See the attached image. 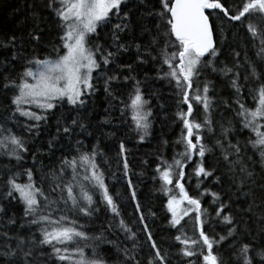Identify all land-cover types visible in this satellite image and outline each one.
<instances>
[{
    "label": "snow or ice",
    "instance_id": "1",
    "mask_svg": "<svg viewBox=\"0 0 264 264\" xmlns=\"http://www.w3.org/2000/svg\"><path fill=\"white\" fill-rule=\"evenodd\" d=\"M23 11V20L31 22L27 34L0 40L9 53L0 58V94L9 99L8 115L0 118V156L16 162L0 179V264H109L104 246H111L118 264H172L173 255L180 264H264V0H25ZM53 30L47 54H38L36 46ZM130 49L134 60L121 63ZM134 65L150 68L137 78ZM149 80L171 87L181 124L175 144L182 151L170 161L161 152L152 177L167 197L175 254L157 243L145 222L124 141H118L113 171L99 141L86 146L75 139L92 135L89 102L102 88L105 112L130 111L144 141L153 117ZM65 104L74 116L60 112ZM50 116L56 135L48 153L62 137L75 142L47 165L34 149L32 166L23 167L27 139L13 128L37 137ZM103 123H112L110 115ZM188 166L197 189L210 180L219 191L205 186L190 195L181 182ZM106 172L126 182L138 230L125 220L120 193L115 185L110 191ZM205 194L211 212L201 204ZM14 203L22 216L11 212ZM101 212L104 226L89 232L85 225Z\"/></svg>",
    "mask_w": 264,
    "mask_h": 264
},
{
    "label": "trees",
    "instance_id": "2",
    "mask_svg": "<svg viewBox=\"0 0 264 264\" xmlns=\"http://www.w3.org/2000/svg\"><path fill=\"white\" fill-rule=\"evenodd\" d=\"M17 7L22 9L21 12L17 13L13 10ZM25 7V0H0V40L5 39L11 34L16 35H26L29 29L31 28V22L23 20V17L26 13L23 11ZM51 27V25L49 26ZM241 34H242V30ZM54 36V30L51 32H46L43 37L44 43L36 46L37 53L41 55H46L47 41L52 39ZM125 38L122 36V39ZM231 39V37H229ZM9 53L4 49H0V58L7 56ZM253 50L248 49V55L252 56ZM135 58V50L130 49L127 53H124L119 61L131 63ZM136 68L137 78H142L143 72L148 71L149 66L143 68L134 65ZM243 71V70H242ZM154 72H149V76H154ZM149 87L145 89L146 95L151 100V108L153 112L152 117V128L151 134L144 141L139 140L138 133L135 129V125L132 122V114L130 111H127L124 116H121L118 111L112 110L109 113L105 112V109L109 107L102 88L96 92L92 100L89 102L90 114L88 120L90 122V127L88 129L92 135H86L85 133L75 134V139L83 140L86 146H91L97 141L100 142V147L105 151L106 156L109 158V163L113 171L116 170L115 158L118 151V141L123 140L125 147L127 149L128 161L130 166V175L133 180L137 192V198L140 200L142 211L145 213V222L149 225L153 237L157 240V243L164 249L175 254L177 251L178 242L174 241L172 237L176 234V230L172 229L166 219V216H169L166 212V201L167 197L159 192V181H154L152 179L154 175V169L156 163L158 162L157 158L160 153H163V156L167 160H171L174 153L182 151V148L175 144L176 140L179 138L181 132V124L176 119L175 113L177 112L176 100L173 96V90L170 86L163 84L160 81L148 82ZM218 87L223 95H227V88L220 79L217 80ZM9 96L11 93L8 94ZM126 99V97H125ZM9 103L8 96L0 94V118L7 116L8 113L5 111L6 105ZM249 106H253V102L249 97L247 100ZM185 107V106H181ZM71 106L65 104L61 109L66 116H74L75 113L70 112ZM59 114V113H58ZM106 115H110L112 120L111 124H104L103 120ZM19 120L22 123H30L26 121V118L19 117ZM9 127H13L10 123ZM18 134H22L27 139V146L29 148V153L25 154V162L23 167L28 168L32 166L31 152L34 149H39V159L43 161L45 165L51 161H56L61 154H67L68 144L74 143L75 139L68 141L65 138H61L60 141L56 143V146L53 148V154H49L47 150L48 141L56 135V120L54 117H49L47 124H41V132L37 137H32L28 133L24 132L23 128L19 125L13 128ZM115 132V136H111L110 133ZM168 141L167 145H164L163 141ZM198 159V157H194ZM146 161V163H145ZM16 162L13 160L11 164L5 156H0V179H3L5 176L4 168L12 167ZM14 171H18V168H14ZM134 173V174H133ZM185 178L183 183H185V188L188 190L190 195H196L204 191L205 186L209 187L211 191H219L214 183H211L210 180L204 181L200 187L196 188V177L191 175L192 168L188 166L185 168ZM121 173L117 172L119 177ZM107 180L109 184L110 191L113 190V185H115V191L120 193V203L122 214L127 222H129L134 230H138L139 225L138 220H136L134 215V209L129 201V191L125 188V181L119 180V182L113 180L111 177H108L106 172ZM38 178V174H37ZM20 180L26 182L27 177L21 176ZM211 201V196L205 194L201 197V204L204 208L208 209L209 212L212 211V208L209 207ZM149 210L155 213V216L149 215ZM11 212H14L17 217L23 215L22 206L20 204L11 205ZM11 212L9 214H11ZM188 220L186 225V230H188L189 235H192V220L188 217L185 218ZM81 223H84L82 220ZM105 223L104 213H100L99 219H94L89 221L85 227L89 232L96 233L102 229ZM183 223V222H182ZM2 228V225H0ZM16 229L13 227L12 231ZM219 227L217 231H219ZM38 235V233H37ZM141 242H143V234H140ZM109 239H114L113 236H109ZM116 240L123 242L124 237L122 234H117L115 237ZM176 245V246H173ZM172 246V247H170ZM147 249V244L144 245ZM105 251L104 255H111L109 264H118V261L115 259V252L111 249V246H104ZM226 253V249H225ZM172 264H180V261L173 255ZM199 264V262H197Z\"/></svg>",
    "mask_w": 264,
    "mask_h": 264
}]
</instances>
